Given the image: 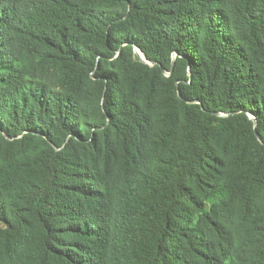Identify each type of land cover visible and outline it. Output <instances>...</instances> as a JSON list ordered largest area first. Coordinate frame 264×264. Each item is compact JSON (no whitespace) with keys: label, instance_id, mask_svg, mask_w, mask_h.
<instances>
[{"label":"trees","instance_id":"trees-1","mask_svg":"<svg viewBox=\"0 0 264 264\" xmlns=\"http://www.w3.org/2000/svg\"><path fill=\"white\" fill-rule=\"evenodd\" d=\"M0 264H264V0H0Z\"/></svg>","mask_w":264,"mask_h":264},{"label":"water","instance_id":"water-1","mask_svg":"<svg viewBox=\"0 0 264 264\" xmlns=\"http://www.w3.org/2000/svg\"><path fill=\"white\" fill-rule=\"evenodd\" d=\"M137 52H138V51H137ZM139 59H140V61H142V62H144V63H146V64H149V62L146 60L145 56H144L143 59H141V58H139Z\"/></svg>","mask_w":264,"mask_h":264},{"label":"rangeland","instance_id":"rangeland-1","mask_svg":"<svg viewBox=\"0 0 264 264\" xmlns=\"http://www.w3.org/2000/svg\"><path fill=\"white\" fill-rule=\"evenodd\" d=\"M137 58L139 59V58H141V59H143V57H141L140 55H139V53L137 52ZM140 60V59H139Z\"/></svg>","mask_w":264,"mask_h":264},{"label":"bare ground","instance_id":"bare-ground-1","mask_svg":"<svg viewBox=\"0 0 264 264\" xmlns=\"http://www.w3.org/2000/svg\"><path fill=\"white\" fill-rule=\"evenodd\" d=\"M138 53H139V55H140L141 57L144 58V55H143L140 51H138Z\"/></svg>","mask_w":264,"mask_h":264}]
</instances>
